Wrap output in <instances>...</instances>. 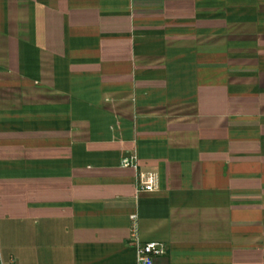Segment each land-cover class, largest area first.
<instances>
[{"label": "crops", "instance_id": "0c3cea01", "mask_svg": "<svg viewBox=\"0 0 264 264\" xmlns=\"http://www.w3.org/2000/svg\"><path fill=\"white\" fill-rule=\"evenodd\" d=\"M134 221L264 264V0H0L5 264H138Z\"/></svg>", "mask_w": 264, "mask_h": 264}, {"label": "built area", "instance_id": "2783aa9c", "mask_svg": "<svg viewBox=\"0 0 264 264\" xmlns=\"http://www.w3.org/2000/svg\"><path fill=\"white\" fill-rule=\"evenodd\" d=\"M123 167H134L138 166V158L135 155H131L122 160ZM158 188L156 174L143 175L139 182V190L154 191ZM138 226L136 221L132 225V236L131 244L136 246L138 264H154L156 257L166 254L167 248L160 242H147L142 243L137 234ZM0 264H5L1 249H0Z\"/></svg>", "mask_w": 264, "mask_h": 264}]
</instances>
